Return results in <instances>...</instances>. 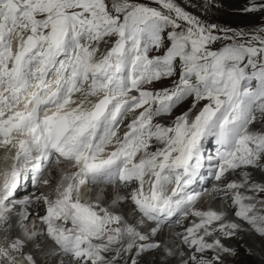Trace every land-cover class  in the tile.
Listing matches in <instances>:
<instances>
[{"label": "snow or ice", "instance_id": "6c2138e0", "mask_svg": "<svg viewBox=\"0 0 264 264\" xmlns=\"http://www.w3.org/2000/svg\"><path fill=\"white\" fill-rule=\"evenodd\" d=\"M154 2L162 10L133 0H0V147L15 150L3 173L0 220L25 165L38 160L33 179L45 185L43 166L70 165L56 198L43 197L42 219L74 264H116L133 249L139 255L160 248L147 243L155 228L145 234L99 198L82 199L86 186L115 183L132 188L141 222L161 224L178 213L196 217L183 242L200 253L228 252L219 239L208 243L205 237L231 236L239 225L213 228L225 214L198 210L202 194L189 191L204 167L205 142L215 138L219 145L217 181L264 160V130L251 128L264 121V28L241 42L247 33L229 36L230 29L205 25L175 0ZM217 30L224 35H214ZM225 40L231 43L212 50ZM177 75L170 88L145 87ZM190 97L192 108L171 126L157 120ZM212 192H232L235 215L264 235V199L258 198L264 184L250 183L244 172L242 182ZM11 248L20 252L23 244ZM0 257L15 264L6 249ZM26 259L35 264L32 256Z\"/></svg>", "mask_w": 264, "mask_h": 264}, {"label": "rangeland", "instance_id": "374dc122", "mask_svg": "<svg viewBox=\"0 0 264 264\" xmlns=\"http://www.w3.org/2000/svg\"><path fill=\"white\" fill-rule=\"evenodd\" d=\"M133 2L138 3V4H142V5H145L148 7L157 8L158 10H162L161 6L157 3H155L154 0H133ZM175 3H177L186 12L197 17L205 25H216L217 29H230L231 31L228 32L229 36H231L234 32L247 33V35L243 37L241 42L249 40L251 35H253V34H259V30L264 28V0H175ZM252 7H256L258 10L257 11H246V9L252 8ZM213 34L218 35V36L224 35L223 32L218 31V30L214 31ZM228 43H231V41H227V40L217 41L215 44L211 45V48H212V50H219L225 44H228ZM101 50L104 51L103 46H102ZM159 53H157V54H159ZM154 54H155V52L150 53V55H154ZM178 79H179V76L177 75V76H174L172 78L163 79L162 81H159V82H154L152 85H147L145 87H147L149 90L158 91L162 88L172 87L174 81H176ZM160 84L162 86H160V88H158V85H160ZM192 103H193V101H192V98L190 97V98L186 99L185 101H183L182 103H180L179 105H177L173 109L172 115L166 116V117L170 118V122L167 124V126H171L176 117L182 115L183 113L187 112L190 108H192ZM200 103H201L200 105H202V103H206V101H202ZM195 109H197V108H195ZM195 109L192 110L191 114H193L195 112ZM159 119H160V117L157 118V120L160 122ZM160 123H162V122H160ZM254 125L257 127H260L261 129H264V121H261L258 119L257 122L251 126V128ZM259 163H260V165L262 164V166L264 167V160L260 161ZM247 168H248V170L244 167L238 169V172H234V174H232L233 177L231 178V180L236 182L239 175L243 174L244 172L250 173L254 170L257 172L260 171V169H259L260 167H257V168L256 167L255 168L247 167ZM261 172H262V176L264 178V172L263 171H261ZM250 179L252 180L251 176H250ZM251 180H250V182H251ZM240 191H242V189H240ZM108 192L109 191L105 190L104 186H100V188L97 190L95 195L86 196V197H88V198H90V197L99 198V200L102 204L107 203L108 206L110 208H112V210H113L112 212H114V211H120V212L125 211L126 212L127 211L126 215H127L128 219L136 218L135 216H133V213L129 210L133 207V205H131L130 198L128 201L126 199H121L122 197L126 198L125 195L116 193L115 198L109 204L108 203L109 195L107 194ZM82 197L85 198L84 196H82ZM262 197H264V194H260L258 198L262 199ZM228 198H230V197H228ZM121 200H124V202L121 203L120 202ZM226 201H228V200H226ZM39 204H40V202H39ZM122 204H124V207H121ZM230 206H231V208H229V205H227L225 203H220V205L218 206V205H216V203L214 204V201L211 198H207L201 203L200 207H198L199 208L198 210L207 211V210L211 209V210H215L218 212H222L224 214L233 212V209H234V212L237 210V208L233 205V203H231ZM261 206H264V205H259V207H261ZM40 208L42 209V212L35 211V214L33 215V217H35V215H42L45 212V208L43 207L42 204H40ZM129 212H131V213H129ZM46 214H47V211H46ZM45 215H43V216H45ZM0 221H4V220H0ZM222 222H220V223H222ZM6 223H7V221L4 222V224H6ZM220 223L217 222L218 226ZM8 225H9V223H7L6 225H3V228H2V224H1L2 235H0V243L4 246L9 245V242L14 240V238L11 236L10 229L9 230L6 229V227ZM214 225H215V222H214L213 226ZM4 226H5V228H4ZM13 226H14V223H13ZM135 226L144 230V232L145 231L147 232V231H149V229L152 228V227H150V228L146 227V225H144L143 223H141L139 221L135 222ZM153 228H155L156 230H159V231L161 230L160 231L161 240H163V242L165 244L172 245V247L175 248V250L177 251V254H178L177 260L180 262V264H189V262L186 259L187 251L185 250V248L182 246V244L178 240V237H177L178 234L177 233L173 234V232H171L170 228H168V227L165 228V230L162 228H157V227H153ZM26 232L28 233V235ZM25 233L27 236H24ZM25 233H24V235H21V237H20V235H17V239L20 238L26 242V244L25 243L23 244L22 249L26 250V251L28 249L29 250L31 249L32 251L35 252V255H36L37 259L39 260V262H41L42 264H49V262L52 260H51V257H49L48 252L52 249L57 248L55 242H51V244H48V242L44 241V238H42L41 242L43 243V247H44L43 251H42V250L37 249V247L39 245L38 243L35 244L33 240L27 239L28 236H31V237L33 236L32 233L29 234L30 229L26 228ZM234 234L236 235V233H234ZM164 235H165V237H164ZM218 235H219V238L221 236L224 237V239L226 241H229L232 239H234L235 241L237 240V238H235L233 235L227 237L220 232L217 233V236ZM175 237H177V238H175ZM215 237H216V232H214V234L212 236H210L209 238L214 239ZM219 238L217 237V239H219ZM214 240H216V239H214ZM219 240H220L221 244L223 245L222 240L221 239H219ZM24 246H25V248H24ZM8 247H10V246H8ZM0 249H2L1 246H0ZM7 250H8L10 255L11 254L17 255V253H16L17 251L13 250L11 247L8 248ZM207 252H208V250H207ZM205 254H206V252L197 253V255H199L203 260L209 259L210 256L205 255ZM233 254H236L237 256L235 255V257H233L234 256ZM263 256H264V251H263ZM219 257H220L219 260H215L214 259L215 257H213L212 258V261H214L213 263L216 262V264H219L218 262H220L222 259L234 261V258H235V260H239L238 261L239 264H243V263L244 264H264V261L258 262L257 257L248 256L247 253H244V251H242L240 249H237L235 251L230 249L228 252H223V253L219 254ZM5 259H7V258H5ZM7 260L10 261L9 259H7ZM146 260L150 264H154L155 259H154L153 254L148 253L146 255ZM172 260L173 259L169 258L167 260V264H171ZM244 260L246 263L244 262ZM57 261H58L57 264H59L61 259L59 257H57ZM55 263H56V261H55ZM67 264H68V261H67ZM159 264H162V263H159Z\"/></svg>", "mask_w": 264, "mask_h": 264}, {"label": "bare ground", "instance_id": "6f19581e", "mask_svg": "<svg viewBox=\"0 0 264 264\" xmlns=\"http://www.w3.org/2000/svg\"><path fill=\"white\" fill-rule=\"evenodd\" d=\"M165 82V81H164ZM159 84V83H158ZM165 84V83H164ZM160 86H162L161 84L158 85V88H160ZM160 122H162L164 125L167 126V124L170 122V118L169 117H166V116H162L160 117ZM252 129H255L256 131H261V130H264V129H261L260 127H257V126H253ZM2 159L0 158V169H6L8 167V163L10 162V160L8 159L9 157V152H8V149L6 151H3L2 153ZM262 165V164H261ZM60 168V179L62 180V177L63 175L69 171L71 169V166L68 165V164H65L64 166H61L59 167ZM257 168V167H256ZM260 171H252L249 173V175L251 176L252 180L250 183H256V184H264V178L262 176V172H264V167L263 166H260ZM248 170V169H247ZM227 179V177H223L222 178V181H225ZM243 181V174H240L237 181L236 182H242ZM90 190L89 187H85V189L83 190V196L85 198H87L86 196H88V191ZM244 191V189H242V192ZM109 195V192L107 193ZM250 194V193H249ZM55 195H57V191L55 192ZM107 196V195H106ZM218 199H220L219 197H217ZM222 200V199H221ZM121 207H124V204H122ZM229 208H231V206L229 205ZM27 210L28 212H31L32 215L35 214V211H40L42 212V209L40 208V204H39V201H36L34 199V197L32 198V200L29 202L28 206H27ZM116 210V209H115ZM127 212V211H126ZM126 212H120V211H114L115 214H118V215H121L123 217V220L133 226H135V222H137L136 218H130L128 219L127 218V215H126ZM225 219L222 223H236L239 225V228L234 230V233L233 236L235 238H237V240L235 241L234 239H231L232 240H229V241H226L224 239V237H221L219 238V235L217 236V233L216 232V237L214 239H217V237L219 239L222 240L223 242V246L228 248L229 250H237V249H240L242 251H244V253H247L248 256H255L257 257V261L258 262H262L264 261V256H263V251H264V235H261L260 233H258L255 228H253L252 225L248 224L246 221H243L241 220L240 218H238L236 215H235V212H234V209H233V212L231 213H227L225 214ZM8 223L9 225L6 227V229H10L11 231V236L15 239H17V231L16 228L13 226V223L15 221V218L12 217V215H9L8 217ZM31 218V217H30ZM30 221V219H29ZM29 221L27 223V225L29 224ZM25 223V222H24ZM220 223V222H219ZM13 226V227H12ZM218 226L217 222H215V225L213 226V228H216ZM136 227V226H135ZM5 228V226H4ZM24 229V232H25V227L23 228ZM138 230L140 231H143L142 229H140L139 227H137ZM148 229V228H147ZM152 229H149V231H145L144 233L145 234H151L152 232ZM181 229V228H180ZM44 232H47V227L44 226V229H43ZM158 231V232H157ZM156 234L155 235H150V240L147 242V243H158L160 244V248L158 249H152L150 251H146L144 253H141L139 255H137V252H136V249H133L132 253L129 254V253H124L122 255V257L116 261V264H131V261L133 259L137 260V264H150L147 260H146V255L149 253V254H153L154 256V264H159V263H162V264H167V260L169 258L173 259L172 260V263L171 264H180V262L177 260V251L175 250V248L172 247V245H169V244H165L163 242V240H161V237H160V231L157 230ZM27 233V232H26ZM24 236H27V235ZM164 233V232H163ZM178 234V240H180L183 236V233H177ZM163 235V234H162ZM232 236V235H231ZM21 237V235H20ZM165 237V235H164ZM175 237V238H177ZM228 237V236H227ZM49 239H51V237L49 236ZM214 239H210L209 237H205V240L208 242V243H213L215 240ZM39 242V247L38 249H42L43 251V243L41 242V240H37ZM183 244V247L185 246L187 249H188V252H187V255H186V259L187 261L189 262V264H194V262L190 259L191 256L195 255L197 257V259H202L199 255H197V251H195L194 248H188L187 245L182 242ZM25 248V246H24ZM49 257L51 258H54L57 254V250L56 249H52L50 250L49 252ZM223 252H217L216 250H208V252L206 251V254L205 255H208L210 256L209 259L207 260H212L213 257H216L217 255L221 254ZM48 255V254H47ZM46 255V256H47ZM235 257L236 254H233ZM27 256H32L33 258V261L35 262V264H42L41 262H39V260L37 259L36 255H35V252L32 251L31 249L27 250ZM213 256V257H212ZM237 256V255H236ZM239 256V255H238ZM245 256V255H244ZM14 258H16L17 260L16 261H19V264L22 263V264H25V261L21 258H17V255H13ZM247 259V258H246ZM11 261V260H10ZM9 261V262H10ZM239 260H235L234 258V261H231V260H221L220 262H218L219 264H239L238 262ZM247 261V260H246ZM251 261V260H250ZM214 262V261H213ZM245 262V260H244ZM255 262V261H254ZM11 264H13V262L11 261L10 262ZM48 263V262H47ZM58 263V261H57ZM67 263V260H65L63 262V264H66ZM243 263V262H242ZM246 263V262H245ZM49 264H56L54 260L50 261ZM213 264H216L213 263ZM244 264V263H243Z\"/></svg>", "mask_w": 264, "mask_h": 264}]
</instances>
